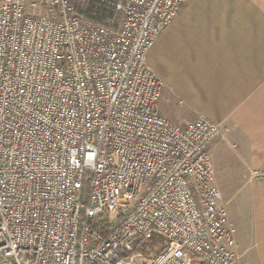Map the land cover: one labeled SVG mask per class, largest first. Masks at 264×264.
<instances>
[{
    "label": "built area",
    "instance_id": "obj_1",
    "mask_svg": "<svg viewBox=\"0 0 264 264\" xmlns=\"http://www.w3.org/2000/svg\"><path fill=\"white\" fill-rule=\"evenodd\" d=\"M186 1L0 0V264H242L221 127L161 114L146 62Z\"/></svg>",
    "mask_w": 264,
    "mask_h": 264
},
{
    "label": "crops",
    "instance_id": "obj_2",
    "mask_svg": "<svg viewBox=\"0 0 264 264\" xmlns=\"http://www.w3.org/2000/svg\"><path fill=\"white\" fill-rule=\"evenodd\" d=\"M146 62L165 82L161 114L220 125L210 160L222 203L239 208L235 226L227 219L233 250L242 264H264V181L251 177L264 170V0L186 1Z\"/></svg>",
    "mask_w": 264,
    "mask_h": 264
},
{
    "label": "rangeland",
    "instance_id": "obj_3",
    "mask_svg": "<svg viewBox=\"0 0 264 264\" xmlns=\"http://www.w3.org/2000/svg\"><path fill=\"white\" fill-rule=\"evenodd\" d=\"M171 121L174 122V118H169ZM176 122V121H175ZM213 165L215 166V170H216V178L217 180H221L223 181V174L221 171H218L220 169L221 166H223V164L217 165L216 161L213 160ZM239 210V208L236 206V203H230L225 205V211H226V217L229 221H231L233 223V225L235 226V224L237 223V211Z\"/></svg>",
    "mask_w": 264,
    "mask_h": 264
},
{
    "label": "trees",
    "instance_id": "obj_4",
    "mask_svg": "<svg viewBox=\"0 0 264 264\" xmlns=\"http://www.w3.org/2000/svg\"><path fill=\"white\" fill-rule=\"evenodd\" d=\"M89 17H90V18H94V17H92L91 15H89ZM154 242H155V239L152 240V243H154Z\"/></svg>",
    "mask_w": 264,
    "mask_h": 264
}]
</instances>
